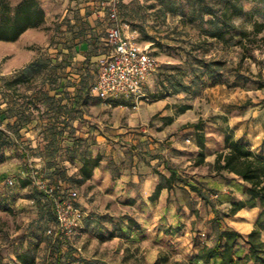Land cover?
Here are the masks:
<instances>
[{"label":"rangeland","instance_id":"obj_1","mask_svg":"<svg viewBox=\"0 0 264 264\" xmlns=\"http://www.w3.org/2000/svg\"><path fill=\"white\" fill-rule=\"evenodd\" d=\"M3 1L14 7L22 0ZM206 1L216 4L224 0ZM242 3L244 13L234 18L239 28L227 34L223 41L209 35L214 29L208 23L210 16L204 15L203 20L201 15L194 13L195 0H135L126 7L118 6L120 24H127L130 27L126 29L128 34L137 33L138 41L150 45L151 53L157 59L158 68L144 89L146 97L140 100L137 109H133L132 99L117 101L112 105L98 100L88 109L89 116L93 117L94 125L91 127L95 128L94 133H73L69 137L70 147L56 151L55 157L46 151L47 157L55 159L64 170L59 174V179L64 181L70 178V185L78 191L79 197L87 198V187L77 182V173L72 171L86 153L93 154L99 141L104 142L100 137H105V143L112 148L116 145L127 146L129 142L133 145V141L119 138L126 135V128L131 127L145 134L144 128H154L162 123L165 143L168 141L169 145L180 144L184 147L181 160L172 165L178 166L183 177L200 188L211 204L189 187L182 186L176 200L168 202L169 205H176L175 210L169 208L168 214L172 234L155 228L162 220L160 214H156L146 228L136 233L134 240L124 242L110 236L115 228L111 217L97 210L92 213L86 209L85 214L90 215L87 219L89 223L84 221V228L60 249L55 238L48 235V229L55 223L52 210L37 192L41 197L38 202L45 209L41 215L29 201L33 194L30 190L23 191L22 186V172L25 177L28 173L24 164L42 151L21 148L17 135L4 131L6 139L3 145L0 144V264H22L18 260L22 253L34 257L36 264H56L58 254L60 264H202L195 260L199 248L205 242L213 244L216 238L213 204L218 209L222 225L230 228L228 223H231L232 229L243 236L246 234L247 231L241 230L233 222L236 216H224L232 203L230 194H235L231 199H239L244 194V185L235 178L216 173L213 164L207 160L211 156L215 161L216 153L224 148L227 127L242 118L239 112L224 114L218 107L216 100L223 99L221 91L232 92V97L243 98L248 94L253 100L248 110L253 113L264 106V30L251 37L253 42L249 47H253L252 51L244 52L237 44L240 31L253 32L255 22L264 23V0H243ZM51 29L53 26L43 24L37 31L49 35ZM38 37L43 39L42 34H38ZM21 51L29 55L37 53L40 55L37 60L42 62L33 79L19 87L21 93L28 88L44 94V84L53 73L54 57L41 43L25 45ZM21 51L0 43V91L10 86V81L17 75L15 72L23 57ZM92 79L93 74L90 76ZM92 99L97 98L93 96ZM154 104L163 105L162 110L152 112ZM47 105L43 95L42 102H31L27 107L32 113L33 110L47 108ZM185 106L190 109L183 112ZM145 108L150 109L149 120L144 119L143 122L141 112ZM33 114L27 121L33 119ZM96 115L98 121L94 120ZM200 120L206 135L207 155L206 164L196 167L192 156L194 151L199 152V148L194 141L192 125ZM96 125L101 129L96 130ZM194 172L197 178H194ZM45 176L51 177L46 173ZM8 179L14 180V184L8 185ZM249 211L246 218L251 220L252 226L262 209Z\"/></svg>","mask_w":264,"mask_h":264},{"label":"crops","instance_id":"obj_2","mask_svg":"<svg viewBox=\"0 0 264 264\" xmlns=\"http://www.w3.org/2000/svg\"><path fill=\"white\" fill-rule=\"evenodd\" d=\"M39 1L46 14L44 25L53 26L50 34L47 35L42 31H37L39 28H34L27 30L16 42L0 41V43L10 49L16 50L18 48L19 51L25 45L44 44L48 48V52L54 57L53 73L51 79L44 84V94H38L28 88H24V92L21 93L19 87L24 84L10 85L4 90L1 89L0 130L17 135V143L21 148L29 147L42 151L39 152L40 154L37 157H33L24 164L26 166L25 170L28 172L27 177L22 172L23 182L30 181L31 183L23 187V191H31L33 198H30L29 201L34 204L42 215L45 209H42V206L34 198L35 192L38 191L34 177L44 179L46 178L45 173L50 175L56 169L63 170L55 159L50 160L47 157L46 151H61L62 148L70 147L69 137L73 133H88V135L89 132L94 133L95 128L91 127V125H94L93 117L89 116L88 109L89 106L101 99L96 96L97 99H92L93 95L87 93L97 76V61L111 50L108 46L107 36L114 22L110 19L107 6L110 0ZM134 1L120 0L119 6L126 7ZM38 34H42L43 39L39 38ZM21 53L23 54L22 62H20L15 72L16 76L31 72L32 69L42 66L41 60H37V58H40L37 53L33 52V55L22 51ZM32 61L33 63L30 64ZM91 74H93L92 80H90ZM15 88L16 90H14ZM43 95L48 102V107L42 108V110H33V119L27 121V118L32 115L27 105L31 102H42ZM162 108L163 105L154 104L153 111L152 109L151 111L156 113L161 111ZM149 110L145 108L141 112L143 122L144 119L149 120ZM245 118L253 120L264 134V106H261L256 113L248 110ZM94 120H99L98 115L94 117ZM130 124L133 123L130 121ZM161 127L162 123L157 124L154 128H144V132H147L145 134H141L131 127L126 128V135L119 138L133 141V145L129 142L124 147L118 145L114 148L109 147L105 143L106 138L100 137L104 142L99 141L93 154L86 153L84 155V157L101 155L102 161L100 166L95 169L92 178L84 182L88 192L87 198L78 197L76 203L83 211L87 209L89 212L94 213L97 210L111 217L115 226L113 231H115L116 236L114 239L123 242L134 240L136 233L146 228L147 223L151 222L152 216L154 217L156 214H160L162 219L159 224L155 225L156 229L166 231L172 226L168 220L169 208L175 210L176 205H173V203L169 205L168 202L176 200L181 191V185L176 184L172 189L164 188L155 201L151 200V197L157 186L162 182L161 174L167 177L170 175L166 165L177 169L181 174L179 167L172 164L181 160V150L184 147L180 144L169 145L168 141L165 143V129H161ZM96 128V130L101 129L99 125H96ZM194 141L196 142L195 138ZM197 155L198 152L194 151L192 157L196 158ZM207 160L212 164L215 162L211 156ZM81 166L82 161L72 171V173H77L76 177L78 178L80 177L79 169ZM29 170L32 171V174H29ZM3 175L5 176V174ZM194 175V178H197L195 172ZM225 176L237 179L238 182L244 185L243 189H246V185L241 179L227 173H225ZM234 195L230 194L231 197ZM231 197L229 200L232 201L245 200L246 198L244 194L239 199H231ZM258 208H245L243 210H258ZM260 214L261 211L258 212L257 217L252 222L251 229L246 232L244 237L251 232ZM131 219L139 223L140 230L132 231L128 237L120 236L117 230L123 228L126 231L128 222ZM88 223L89 221L86 220V224ZM228 226L231 228V223H228ZM205 245L211 244L205 242L199 250ZM248 248V245L240 240L236 248V254L244 256L248 253ZM210 264H221L220 259H214Z\"/></svg>","mask_w":264,"mask_h":264},{"label":"trees","instance_id":"obj_3","mask_svg":"<svg viewBox=\"0 0 264 264\" xmlns=\"http://www.w3.org/2000/svg\"><path fill=\"white\" fill-rule=\"evenodd\" d=\"M195 1L196 8L194 13L201 15L203 20L204 15L210 16L208 23L214 27L209 33L212 38L223 41L226 39L227 34L238 30L239 27L234 22V18L244 13L243 0H224L222 3L216 4L208 3L206 0ZM45 18L46 14L39 0H22L14 7L6 1L0 0V41L16 42L27 30L40 28L44 24ZM263 30L264 23L255 22L253 32L240 31V39L237 41V44L241 46L244 52L252 51L253 47H249L253 42L251 37L257 36ZM231 38H233V35ZM38 69H32V71L30 70L31 72L16 76L14 80L10 81V85L17 86L18 84L30 82ZM91 87L88 89V92L91 91ZM220 95L223 96V99L216 100V104L221 108L222 112L224 114L239 112L242 118L227 127L224 137V148L216 153L212 168L216 173L220 172L224 175L225 173L232 174L241 179L246 185V189L244 190L245 200L232 201L224 216L228 218L234 217L245 208L253 209L259 207L262 211L251 232L244 237L235 229L222 225L218 209L213 204V212L216 214V238L213 244L205 245L197 252L195 260L203 264H210L217 258L220 259L221 264H264V134L253 120L245 118L246 112L253 104V100L248 94L243 98L232 97V92L221 91ZM189 109V106H185L182 108V111L184 112ZM192 128L195 130V140L199 148L194 165L200 167L206 164V135L203 129V122L200 120L198 123L193 124ZM5 139V132L0 130L1 145L4 144ZM56 151L58 150L47 152L51 156L55 155ZM101 161V155L84 157L82 166L79 169L80 177L77 182L82 184L91 179L95 169L100 166ZM166 169L170 175L167 177L161 174L162 182L157 186L151 200H157L164 188L172 189L176 184H179L181 187H189L202 200L211 204V200L204 195L203 191L183 177L177 169L169 165H166ZM61 172H64V170L56 169L50 174L51 177L44 178L48 181L49 185L57 187L56 196L58 198L63 197V194H67L71 190H75L70 185V178L64 181L59 179ZM30 184V181H24L22 186L26 187ZM37 192L43 196L48 205L47 207L52 210L51 198L39 189ZM37 192H35L34 198L38 202L41 197ZM89 217L90 215H87L84 221ZM55 226L56 218L54 226L51 228ZM134 230H140V225L131 219L128 222L126 231L123 228H119L117 231L120 236L128 237ZM166 233L172 234V227L166 229ZM110 234L111 237L116 236L115 231ZM55 240L60 249L70 241L59 238H55ZM240 240H243L249 247L248 253L244 256L236 254V248ZM58 259L59 254L57 255L56 264H60ZM18 260L22 264H36L35 258L31 257L28 253L20 254Z\"/></svg>","mask_w":264,"mask_h":264},{"label":"built area","instance_id":"obj_4","mask_svg":"<svg viewBox=\"0 0 264 264\" xmlns=\"http://www.w3.org/2000/svg\"><path fill=\"white\" fill-rule=\"evenodd\" d=\"M120 0L107 3L110 19L114 25L108 32L110 52L97 61V76L91 87V94L112 105L124 100H133V109L138 108L141 99L146 97L144 89L150 77L158 68L157 59L151 53L150 45L137 40V33L128 34L130 27L120 24L118 6ZM38 189L52 200V211L56 226L48 230V235L61 240H71L81 229L87 214L76 203L79 193L71 190L63 197H57V187L48 184L46 179L34 177ZM13 185L14 180H6Z\"/></svg>","mask_w":264,"mask_h":264},{"label":"bare ground","instance_id":"obj_5","mask_svg":"<svg viewBox=\"0 0 264 264\" xmlns=\"http://www.w3.org/2000/svg\"><path fill=\"white\" fill-rule=\"evenodd\" d=\"M249 212V210H243L239 215L232 219L241 230L248 231L251 227V220H247L246 218Z\"/></svg>","mask_w":264,"mask_h":264}]
</instances>
